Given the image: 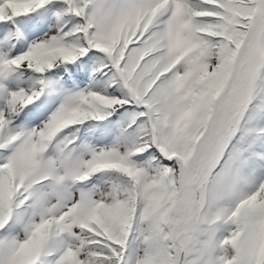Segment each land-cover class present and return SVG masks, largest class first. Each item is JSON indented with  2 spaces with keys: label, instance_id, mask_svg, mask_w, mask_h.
Returning a JSON list of instances; mask_svg holds the SVG:
<instances>
[{
  "label": "trees",
  "instance_id": "obj_1",
  "mask_svg": "<svg viewBox=\"0 0 264 264\" xmlns=\"http://www.w3.org/2000/svg\"><path fill=\"white\" fill-rule=\"evenodd\" d=\"M12 1L0 0V134L29 126V162L48 155L56 181L32 212L10 211L19 152L0 150V264H264L261 0H174L166 23L179 64L169 76L160 22L137 23L161 0ZM20 49L35 70L21 67ZM221 98L233 113L215 156L195 169L190 119ZM73 154L81 175L69 178Z\"/></svg>",
  "mask_w": 264,
  "mask_h": 264
},
{
  "label": "rangeland",
  "instance_id": "obj_2",
  "mask_svg": "<svg viewBox=\"0 0 264 264\" xmlns=\"http://www.w3.org/2000/svg\"><path fill=\"white\" fill-rule=\"evenodd\" d=\"M7 4L10 8L13 7V2L11 0H7ZM169 4H170V0H161L159 3H152V5L151 4L148 5L146 8L148 15L152 16L154 15V13L156 14V11L158 9L166 10L167 8H169ZM145 13L146 12H144L143 15H145ZM258 13L259 14L264 13V0H261L259 2ZM137 14H138L137 23L138 22L140 23V21L143 20L144 17L142 15L139 16L140 10L138 11ZM153 19L154 21H156L157 16L153 17ZM147 26H149V23ZM120 32H121L120 29H118V31L114 32V35H116L117 37V34L119 36ZM159 32L162 33L161 35H165L169 32V29L167 27L164 28V26H160ZM130 42L134 43L135 38L131 37ZM160 43H162V41ZM163 45H164V50L163 49L161 50L163 51L162 53L164 54L165 62L167 63V66L165 68L166 69L168 68V70H170L169 73L167 72V70H165L164 72H167L169 76L171 75V72L173 70V63L169 57V51L172 46L171 40L170 42L164 40ZM167 47H169V49H167ZM20 54L25 55V57L27 58L26 61L21 63V67H24L27 69L37 68V63L31 59L30 55L26 53L25 49H20ZM246 62L247 64L242 68L243 64ZM241 68L242 69L238 71V75L235 81H238L241 77L240 86L241 85L245 86V83L248 82L249 76L257 68V62L254 61L253 59L251 60V62H249V60L243 61L241 63ZM0 82H1V79H0ZM232 84L233 83L228 84L226 91L231 87ZM236 89H237V92H236V95L234 96V99L236 101H239L240 98L244 96L245 92L241 93V90L240 91L238 90L239 89L238 86L236 87ZM225 92H224V95H225ZM70 94H71L70 96L73 99H77L81 95V93H79L78 91H72ZM215 104L216 105H214L215 106L214 112H212V114L207 115L205 118H203L205 114L204 106L201 107V116L198 114H195L192 119L189 118L191 120L189 125L192 130L189 135V139H197L198 141L197 151L193 155V160H192L194 162L193 165L195 169L198 165L202 167L204 164H206L207 162L206 159L209 158V155L208 154L206 155V152L211 151L212 157L215 156L216 149L221 142V136L225 128L223 127L225 126V120L228 114L231 115V113H233L234 107H231V105L226 106L225 99L223 100L221 98L220 100H217ZM24 106H25V103L15 108L12 111L13 115L15 117H18L19 114L22 112ZM226 110H227V115H225ZM74 112L75 110L73 109L70 110V113L74 114ZM235 116H236V111H234V114H233V117ZM29 131H30L29 126H24V127H21L20 129H17L16 131V132H20V135L16 136L15 134L12 137H8L5 132H2V136L0 135V148L1 149L10 151V152H17V151L19 152L17 159L15 160L13 164H10L8 166V169L12 175V180H13V194H14L13 196L14 197L12 199L14 200V202L22 200L23 204L21 205L24 207L27 206L28 204H29V207H31L32 203H35V205H37V200L39 199V196L42 193L44 186L46 184L56 181L55 167L53 166V162L51 161V158L48 155L43 159V161L39 165H34L33 163L29 162L30 154L27 149V141H28L27 136L29 134ZM227 131H230V127L227 128ZM57 139L58 137H55V141H57ZM186 159L190 160L191 155L186 156L185 160ZM65 162H66L65 171H66L67 177L71 178V177H76V176L78 177L81 175V173L78 171V167H79L78 155L76 154L68 155ZM23 179L26 182L25 184L21 183L22 181H24ZM191 183H193V180L188 181V184H191ZM26 185H30V186L32 185V186L29 190L25 191ZM32 190H33V193H36L37 195L36 198L34 199H30L29 197L30 194H32ZM245 202L250 203V199L249 200L247 199ZM180 211L182 214H187V209L185 207H182ZM48 224L52 232H57L59 230V225L55 218H52L51 220H49ZM38 229H39L38 227L35 228L34 232L38 231Z\"/></svg>",
  "mask_w": 264,
  "mask_h": 264
},
{
  "label": "water",
  "instance_id": "obj_3",
  "mask_svg": "<svg viewBox=\"0 0 264 264\" xmlns=\"http://www.w3.org/2000/svg\"><path fill=\"white\" fill-rule=\"evenodd\" d=\"M200 205V204H199ZM198 218H199V215H198Z\"/></svg>",
  "mask_w": 264,
  "mask_h": 264
}]
</instances>
